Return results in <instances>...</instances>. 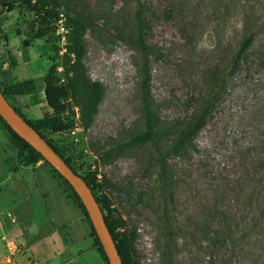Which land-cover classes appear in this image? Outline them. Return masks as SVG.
Returning <instances> with one entry per match:
<instances>
[{"label": "rangeland", "instance_id": "rangeland-1", "mask_svg": "<svg viewBox=\"0 0 264 264\" xmlns=\"http://www.w3.org/2000/svg\"><path fill=\"white\" fill-rule=\"evenodd\" d=\"M142 2L148 54L127 37L134 0H61L59 17L28 46L40 25L18 0L0 13V85L43 78L51 66L73 79L68 24L82 28L85 79L66 98L76 125L46 134L82 175L97 173L98 193L111 200L105 213L134 234L138 264H264V66L222 81L247 32L257 29L253 52L264 54V0ZM216 85L204 126L175 148ZM8 98L28 119L45 112L29 93ZM148 111L174 128L133 141ZM95 233L73 188L44 159L30 162L0 118V264H110Z\"/></svg>", "mask_w": 264, "mask_h": 264}, {"label": "trees", "instance_id": "trees-1", "mask_svg": "<svg viewBox=\"0 0 264 264\" xmlns=\"http://www.w3.org/2000/svg\"><path fill=\"white\" fill-rule=\"evenodd\" d=\"M137 3L134 18H133V30L130 34H128L129 41L137 44L140 47L141 52L148 54L150 47L146 42L145 31H147V23L145 19V10L143 6L142 0H134ZM24 5H26L30 10L34 11L37 21L40 27L35 30L32 36L29 38H25L23 44L28 46L30 45L35 38L42 37L47 33V29L50 24L56 20L61 13V0H20ZM18 0H0V13L3 10H12L17 5ZM69 33H68V51L75 55L79 67V71L76 73L73 79L68 82L61 81V77L53 74V67L51 66L49 72L43 77H31L24 80H20L11 84L7 89L1 87L2 91L8 98V94H31L32 99L35 102L45 101V112L44 114L37 119H28L24 113L17 107L16 110L26 118V120L36 128L41 135L59 152L66 162L78 173H80L76 167L71 163V159L69 157L64 156L60 149L54 144L52 139L47 136L46 132L49 131L51 133H58L64 131L66 129H71L76 125L75 119L69 117L67 114V103L66 98L69 93L73 90L76 83L80 80L85 79L83 74V65L82 58L84 55V44H83V35L84 31L82 28L74 25L68 24ZM258 37L257 29L251 30L247 32L239 42V45L233 55L231 56L225 74L222 76V81L225 82L227 77L233 76V74L239 70L242 66L245 65H256V66H264V54L260 52H253L254 45L256 43ZM142 78L144 82L142 83L143 88H147L150 81V74L148 73L147 63L143 67ZM219 85V84H218ZM44 91L43 98L41 97V92ZM219 90L217 85L214 87L212 93L208 97L202 111L200 114L194 118L191 122H189L183 129H181L178 133V138L176 142L173 144L175 148L182 147L185 143L192 138L195 134L199 132V130L204 126L207 116L212 110L213 103ZM9 99V98H8ZM148 110L150 106L146 107ZM155 116L152 115L149 111L146 113L145 120V128L136 132L132 140L133 141H144L147 139H152L159 134L163 133L166 130L174 128L173 122H168V124H158L155 122ZM1 120L5 123L9 131L14 137L15 144L21 150H26L29 153L30 162H38L41 159H44L46 162L51 164L41 152H39L34 146H32L25 138L21 137L3 118L0 114ZM54 171L61 176L74 190V193L77 195L78 199L82 203L85 208V212L87 215L88 211L81 200L79 194L75 191L74 187L71 183L51 164ZM165 171V169H163ZM81 174V173H80ZM82 175V174H81ZM87 180L88 184L93 189V192L100 202L102 208L105 210H111V200L107 195H100L97 189L100 187L99 179L97 173L95 171L89 172L86 175H83ZM261 181L264 182V172L261 178ZM262 193L264 194V184L262 185ZM259 203V202H258ZM260 205L258 216H264V200L262 203L256 204ZM105 218L107 224L110 228V231L116 240V244L119 250V253L122 257L124 264H138L136 259V251L134 247V234L133 233H125L122 234L118 230V225L114 220L110 218L108 214L105 213ZM254 222H257V216H254ZM92 221V220H91ZM93 223V222H92ZM253 229H256L253 228ZM251 233V232H250ZM258 234L263 233L262 231L256 232ZM96 239L99 242L102 251L106 255L104 247L101 243V240L97 234L95 233ZM264 243V238H263ZM108 259V256L106 255ZM109 261V259H108ZM110 263V262H109Z\"/></svg>", "mask_w": 264, "mask_h": 264}, {"label": "water", "instance_id": "water-1", "mask_svg": "<svg viewBox=\"0 0 264 264\" xmlns=\"http://www.w3.org/2000/svg\"><path fill=\"white\" fill-rule=\"evenodd\" d=\"M0 114L8 124L71 183L83 201L110 264H124L105 218V212L83 175L76 172L56 149L16 110L0 87Z\"/></svg>", "mask_w": 264, "mask_h": 264}, {"label": "built area", "instance_id": "built-area-1", "mask_svg": "<svg viewBox=\"0 0 264 264\" xmlns=\"http://www.w3.org/2000/svg\"><path fill=\"white\" fill-rule=\"evenodd\" d=\"M63 30H64V26L61 25V26L59 27V31L62 32ZM63 38L65 39V36H64V35H63Z\"/></svg>", "mask_w": 264, "mask_h": 264}, {"label": "crops", "instance_id": "crops-1", "mask_svg": "<svg viewBox=\"0 0 264 264\" xmlns=\"http://www.w3.org/2000/svg\"><path fill=\"white\" fill-rule=\"evenodd\" d=\"M9 179H12V176H10ZM83 264H93V263L87 262V263H83Z\"/></svg>", "mask_w": 264, "mask_h": 264}]
</instances>
